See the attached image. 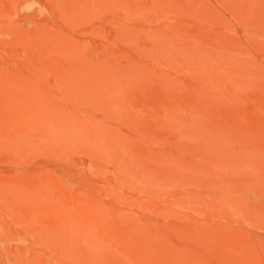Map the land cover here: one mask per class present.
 Returning <instances> with one entry per match:
<instances>
[{
	"label": "rangeland",
	"instance_id": "374dc122",
	"mask_svg": "<svg viewBox=\"0 0 264 264\" xmlns=\"http://www.w3.org/2000/svg\"><path fill=\"white\" fill-rule=\"evenodd\" d=\"M0 264H264V0H0Z\"/></svg>",
	"mask_w": 264,
	"mask_h": 264
}]
</instances>
